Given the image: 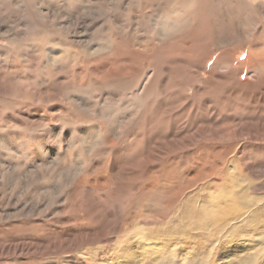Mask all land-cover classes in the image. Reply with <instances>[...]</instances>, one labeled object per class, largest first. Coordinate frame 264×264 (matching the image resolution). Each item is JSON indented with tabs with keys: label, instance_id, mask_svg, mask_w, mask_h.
I'll list each match as a JSON object with an SVG mask.
<instances>
[{
	"label": "rangeland",
	"instance_id": "obj_1",
	"mask_svg": "<svg viewBox=\"0 0 264 264\" xmlns=\"http://www.w3.org/2000/svg\"><path fill=\"white\" fill-rule=\"evenodd\" d=\"M101 1L111 15L93 20L86 31L81 21L88 22L89 16L85 17L83 8L95 7L94 4ZM131 1L123 0L121 5L115 6L110 0H47L37 8L40 0H36L35 7L30 5L29 0L22 6L17 5L19 0L14 3L13 0H0V242L13 245L28 243V249L23 253L15 254L14 250L1 252L0 264H108L111 257L122 253L123 246H129L128 242L130 245L134 242L130 246L134 254L130 261L165 264L171 260L160 262L153 258L155 263H145L155 257L154 252L148 250L155 249V244L160 243L147 242L149 245H146L142 238L156 231L179 238L181 230L186 227L195 229L194 241L203 244L201 255L194 257L196 264H202L209 258H214L209 264H216L214 256L220 245L216 241L218 236L209 235V223L187 220L185 211L202 205V201L218 193L215 183L219 180L232 178L230 171L235 163H231L232 167L228 170L209 161H199L200 165L198 158L201 147L205 145L212 147L211 156L219 160L218 150L226 146L218 139L223 119L220 118L213 127L207 122L222 116V104L229 100L228 91L237 87L239 80H249L250 88L258 86L255 78L249 79L253 72L251 68L254 64L258 67L264 65V61L253 59L252 53L254 50L264 52V46L254 45V39H251L244 45L232 43L227 48L217 49L213 46L216 39L211 30L194 31L195 34L188 35L178 47L169 46V53L185 54L184 60L187 59L188 64L184 63L172 54L165 55L166 44L158 41L148 43L142 37L138 39L135 26H125L120 30L114 28L111 35L100 28L115 15L122 14V9ZM223 1L226 14L231 15L227 8L228 3L234 0ZM201 3L210 5L212 0H202ZM195 17L196 14H193L191 20ZM220 22L222 20L218 19L216 23L218 36L229 29ZM223 52L226 53V62L242 66L238 71V81L229 78V82L219 84L218 79L209 77V72L213 70L210 64L214 66L223 59ZM208 58L213 60L212 63H208ZM186 67L192 77L186 75ZM166 69L176 79V91H167L158 83L152 87L153 93L139 98L142 93L140 88L152 71L162 74V81L166 79L163 82H169ZM135 70L138 72L135 73ZM218 70L223 73L222 69ZM260 73L264 75V68ZM133 75L136 76L135 82L129 85L126 78L131 76L130 79H133ZM213 82L217 85L210 89L209 85ZM258 84L264 86V76ZM160 94H165L172 99L170 102L176 104L164 111L162 120H165L166 128L160 125L151 128L147 125V110H155L153 99ZM149 97L147 101L145 98ZM108 100L118 104L107 106L110 103ZM259 101L254 98L244 111L233 112L234 123L242 124L249 119L250 112L257 117L252 109L256 106L258 111L261 110ZM105 106L108 108L104 110L113 113L125 126L119 138L114 133L116 127L110 126L107 118H101L96 111ZM137 109L138 112L133 114ZM135 118L136 122L133 121ZM127 121H132L134 126L127 125ZM196 132L194 139L183 136ZM177 133H180L179 139L185 140L180 143L183 145L199 138L206 140L195 146L194 163L184 166L183 161L189 158L186 153L188 146H178L170 152H175L173 157L168 156L170 153L165 156L161 153L158 157L153 154L151 159H154L143 167H126L132 160L145 156L149 149L164 146L168 150L170 144H178L174 142ZM111 138L116 143L112 152L104 148L109 146ZM137 139L140 140L138 143ZM170 139L172 143H168ZM10 142L16 151L7 150ZM120 150H123L122 153ZM117 151L122 155L121 165L116 169L114 156ZM248 158V163L237 165L242 174L239 181L261 184L263 188L258 189V194H264L263 170L256 176L249 171L253 168L250 165L264 163V154L258 158L259 163L252 154ZM202 169L218 170L211 178L196 182L191 180V175L199 174ZM156 177H162L160 179L164 182L158 181L156 186L150 187ZM252 192L255 194V189ZM170 203L169 210L163 212ZM233 223L239 225L238 221ZM102 228L103 235L96 242H91L85 234L90 230L99 233ZM160 245V248L169 249L167 244ZM215 247L216 250H213Z\"/></svg>",
	"mask_w": 264,
	"mask_h": 264
},
{
	"label": "bare ground",
	"instance_id": "obj_2",
	"mask_svg": "<svg viewBox=\"0 0 264 264\" xmlns=\"http://www.w3.org/2000/svg\"><path fill=\"white\" fill-rule=\"evenodd\" d=\"M8 1H10V0H8ZM14 1L16 2L18 0H13V3H14ZM46 1L47 0H40V3H38V4L36 3L37 8L40 7L41 5H44L46 3ZM29 2H30V5L32 7L36 6L35 5L36 0H29ZM110 2L112 5L118 6V5H121V2H123V0H110ZM201 2H202V0H201ZM201 2H200V0H135V1L132 0L131 2H129L125 5L124 9H122V12H123L122 14L115 15L113 17V19L111 18L112 21L108 20L106 23L102 24V26L100 25L101 26L100 28H103V31L105 33L111 35L112 31H114V28H117L118 30H120V29L124 28L125 26H132V27L135 26L136 27L135 32L137 34L138 39H140L142 37L141 39L147 40L148 43H149V41H151L154 44L156 41H158L161 44H166L167 50H166L165 55H168V56L173 55V57H176V58L181 59V60H184V58L186 57L185 54L182 52L176 53L174 51L169 53V46L170 47H174V46L178 47L185 40V38L188 35L195 34L194 31L200 32L201 30H206V31L211 30L212 33L215 34V39H216V41H214V43H213V46H214V48H217V49L227 48L232 43L244 45V44L248 43L251 39H254V42H253L254 45L262 44L264 46V0H234L233 2L228 3L230 5L228 6L227 9L229 11H231V15L226 14L227 10L223 6V2H224L223 0H212V3L210 5L209 4H203L202 5ZM26 3H27L26 0H19V3L17 5L22 6ZM57 5H59V4H57ZM94 5H96V6L93 7L90 5L86 8H83L84 9L83 14L85 13L84 14L85 17L89 16L88 22L81 21L82 22L81 24L85 28L86 31H88L90 29V26H91V23L93 20L96 21V20L101 19V18L104 19L103 16L111 15V11L106 10V5H104L103 1L99 2L98 4L95 3ZM24 13H25V11H24ZM193 14H196V17L193 20H191V16ZM218 19L222 20V22L225 25H227L229 28L228 30H226V32L220 34L219 36H218V32L216 30V23L218 22ZM192 21L194 22L193 25H192ZM222 22H220V23H222ZM79 23H80V21H79ZM79 23H78V26H79ZM22 24H24V23H22ZM112 25L113 26L115 25V27H112ZM262 33H263V35H262ZM11 35H12V33H11ZM154 37H156V39ZM160 37H162V38H160ZM203 48H204V46H203ZM170 54H172V55H170ZM222 54H223V59L219 60L217 64H215L214 66H213V64H210L212 66V67H210V69L213 68V70L209 72V77L211 79H213V78L218 79L219 84L223 83V81L229 82L230 81L229 78H231L232 81H238L240 79V74L238 71H239V68L242 69V66L238 65V63L231 64L229 62H226L225 61L226 53L223 52ZM235 55L236 54H234L233 56L235 57ZM252 55H254L253 59H258V60L262 59V62L264 61V52H259V51L254 50ZM145 56L146 55H143V57H145ZM210 59L211 58H208V61H209L208 63H210V62L212 63L213 60H210ZM64 62H65V60H64ZM184 63L188 64L187 59L184 60ZM122 64H124V62H122ZM186 66H188V65H186ZM218 68L222 69L223 73H220ZM262 68H264L263 64L260 67H258L254 64L251 68V70L253 72L250 73L249 79L252 80L253 78H255L258 86H254V87L250 88L248 85V83H250L249 80L244 79L245 80L244 82H241L239 80L236 84L237 87L235 86L234 88H231L230 91H228L229 95H227V96L229 97V100L222 104V116L215 117L213 120L207 122L208 126L213 127V125L218 123V120L220 121V118H221V120L223 119L221 122L222 123L221 124L222 125V128H221L222 131H219L221 136L218 137V139L221 140V142H223L222 145H226V146L220 147V149L218 150L219 151V154H218L219 160H215V158L212 157L211 156L212 154L210 153V152H213L212 147H207V146L203 145L201 147L202 151H201V154L199 155L198 162L200 161L202 163L205 161H209V162H212V163L218 165L217 167L225 168V169H228L229 167L231 168L232 166H230V164L235 163L233 165L232 171H230L232 178L231 179L224 178L222 180H219V182L215 183L216 185H218V186H216L217 187L216 191L218 193H215L214 196L210 197L206 201H202V203H201L202 205L193 206L191 209H188L187 211H185L186 212L185 218H187V220H189L191 222H196V223H205V222L209 223L210 232H211V233H209V235H211V237L218 236L216 241L220 245L218 246L219 251L214 256L215 260H216V264H264V194H258V189H262L263 187L261 184H257L256 182L255 183L249 182L248 184H244L243 180L239 181V177L242 174H240L239 167L237 166L238 164H241V163H243V164L248 163V161H250L248 158V155L250 156V154H252V156L256 160V162L258 161V163H259L260 161L258 158L261 157V154H264V100H262V98H264V86H260L258 84V81L261 80V76H264L263 74L260 73L262 71ZM114 69H116V68H114ZM207 69H208V67H207ZM104 71H103V73H104ZM116 71H117V69H116ZM165 71L167 73L166 74L167 78L169 79L168 83L163 82L164 80L166 81V79H164L162 81V76H163L162 74L157 73L156 71H152L149 74L147 81H145V83L140 88V91L142 93H141V95L139 94L140 96L138 95V97L139 98L146 97L149 95V93H153L152 87L158 83H161L162 86L167 91H174L175 92L176 89L178 88L176 86V79L171 76L169 69H166ZM137 72L138 71L135 70V73H137ZM185 73L189 77L193 76L192 74H190L191 71L189 69H187V67L185 69ZM133 77H134L133 79H130L131 76L126 78V82L129 85H131L132 83L135 82L134 79L136 76L133 75ZM103 78H104V76H103ZM244 78H246V77H244ZM216 85L213 82L209 85V88L214 89ZM180 97H182V96H180ZM260 97H262V98H260ZM186 98H187V96H186ZM254 98L256 100H260L259 104L262 105V108L260 111H258L256 109V106H255V108L252 109V112L256 111V114H258V116L256 117V116H254V114L250 115V113H251L250 112L249 116H248L249 119H245L242 122V124L234 123L236 121H234L232 119V113L236 112V111H239V112L244 111L246 106H249L250 101ZM145 99L148 101L150 99V97L145 98ZM171 100L172 99L168 98L165 94H160L156 98L153 99V102L156 103V107H155V110L153 108H150L147 110L148 111L147 116H149V124H147L148 126H150L151 128H155V127L160 125L161 127L166 128V123L164 122L165 120L164 121L162 120V116L165 113L164 111L170 110L176 104V103L170 102ZM108 101H110V103L107 104V106H110V107L112 105H114V103L118 104L117 102H114L112 100H108ZM85 104H87V103H85ZM256 105H258V104H256ZM107 106H105L104 108L101 107L96 111H97L98 115L101 116V118H107V120L109 122L108 124L110 126L112 125V126L116 127V130L114 132L116 136H118V135L122 136V133L125 130V126H122L120 124L121 120H119L116 116L112 115L113 113L110 114V112L108 113L107 111L104 110ZM202 106L204 107V105H202ZM202 106H201V110H202ZM138 109L133 114H136L138 112ZM93 110H95V108ZM144 113H145V111H144ZM202 114H204V113H202ZM147 116H145V118H147ZM187 119H188V117H187ZM128 120H130V118H128ZM133 121L136 122L137 118H135ZM127 125L134 126L132 121H127ZM229 130H231L230 135H229ZM102 131H103V129H102ZM191 131H193V130H191ZM86 133L88 134V132H86ZM176 135H177L176 140H174V142L175 141L178 142V144H176L177 146L175 144H170V148H168V150H166V148H164V146L163 147H155V149H153V150L149 149V151L147 153L148 155L146 154L145 156H143L139 159L132 160V163L126 164V165H128L126 167H133V166H134L133 168H135V167L139 168L141 166L143 167V165L146 162H150L154 159V158L151 159L153 157V154H155L156 157H158L159 154L163 153V156H165L166 154L173 152L175 147L177 149L178 146H179L178 148H180L181 146H188V149H186V153L189 154V158L186 157L185 158V159H187L186 161L183 159L185 161V163L183 161L184 166L188 167L189 164L192 163L193 161H195V159H196V157L194 155V151H196V150H194L195 146L196 145L199 146V144H202V142H200V141H202L204 138H199L197 140H194L192 143H190L188 145H183L180 143L185 142V140L182 141L183 138L179 139L180 133L179 134L177 133ZM119 136H118V138H119ZM183 136H187L186 137L187 139H194V137L197 136V132L193 135L183 134ZM209 138H210V136H209ZM139 139H137L138 140V141H136L137 143L140 141ZM112 140H114V141H112ZM171 140L172 139H170V141L168 143H172L173 141H171ZM117 141H120V140H117ZM195 141L197 143L193 144ZM105 142H106V140H105ZM165 143L168 144L166 141H165ZM10 144L11 145L7 150L16 151V149L12 146L11 142H10ZM107 145H109V146L107 148L106 147H104V148L107 149V151L112 152L113 147L116 145L115 139L111 138L110 140H108ZM95 146H96V144H95ZM95 146H94V148H95ZM172 148H173V150H172ZM122 151H121V153H122ZM121 153L119 151H117L115 156H114L115 160H116L114 167L116 169H117V166L121 165V164H119V161L121 160V158H120ZM174 155H175V152L172 153L171 155H168V156L173 157ZM201 163H200V165H201ZM156 166H158V165H155V167ZM250 166H253V168H249V171L254 176H256V174H260L262 172V170H263L262 173H264V163L262 161L259 164L254 163L253 165H250ZM156 168H158V167H156ZM217 170L218 169L203 170L201 172H198L199 174L196 173V174L191 175V180L196 182V181H199L203 178H211L212 176H215ZM152 171H153V169H152ZM186 172L188 173V171H186ZM195 172H193V173H195ZM160 178H162V177L154 178V180H152L150 187L156 186V183L158 184V181L163 180ZM247 178H248V176H247ZM145 181H147V179ZM163 182H164V180H163ZM148 185H150V183ZM171 185H174V184H171ZM254 189H255V194L252 192V191H254ZM249 192H251V193L249 194ZM153 202H154V200H153ZM170 207H171V203L168 206H166L165 208L163 207L165 210L163 212H167L166 210ZM190 207H191V205H190ZM183 213H184V211H183ZM236 221H238L239 225L237 223L232 224V222H236ZM102 231H103V228L101 229V231L99 233L93 232L90 230V232L88 231L85 234L90 239L91 242H96L97 239H99L98 237L103 235ZM194 231H195V229H188L186 227L185 229L181 230V232L179 234V236H180L179 238L176 235L170 234V233L162 235L161 231H159V232L156 231V233L150 232L151 234L149 233L147 238H145V237L142 238L143 241H146L143 243H145L146 245H149L151 242H159L160 244H167V246H169V249L165 250V249H163V247L160 248V246H161L160 244H159L160 246L158 244H155V247H156L155 249H149L148 250V252H150V253L154 252L155 257L147 259L148 261H145V263L146 262L147 263L154 262V261L159 259L160 262L161 261L163 262L164 260L165 261L171 260L170 263L167 261V262H165V264H183V262L188 263V264H196L194 257L201 255L203 244L199 241H194L196 239L193 236ZM72 234H70V235H72ZM76 235H78V234H76ZM74 237H76V236L74 235ZM36 241H37V239H36ZM90 241H86V242H90ZM58 242L60 243V241H57V243ZM147 242H149V244H147ZM24 243L22 242V243H18V244L13 245V244H5V243L0 242V254H1V252L6 253L8 250H10V251L14 250L15 254L17 252L23 253L22 251H24L25 249H28V246H27L28 243L27 242H26L27 244H24ZM133 243L134 242H132L131 245ZM82 244H84V243H82ZM127 244L129 245V246H127L128 248L126 246H123L122 253L121 254L118 253V255L111 257L108 260V264H137V262L135 260L130 261L131 256L132 255L134 256V254L132 253V249L130 248V246H131L130 243L128 242ZM45 245H46V243H45ZM77 245H78V243H77ZM194 246H196V248ZM41 250L43 251V247ZM213 250H216V247ZM117 252H119V249L117 250ZM10 253L11 252H8V254H10ZM11 254H13V253H11ZM211 254L213 256L212 251H211ZM17 257H18V255H17ZM153 258H154V261H153ZM211 260H214V258H212ZM211 260H210V258L205 259V260H203L202 264H209ZM158 264H159V262H158Z\"/></svg>",
	"mask_w": 264,
	"mask_h": 264
}]
</instances>
